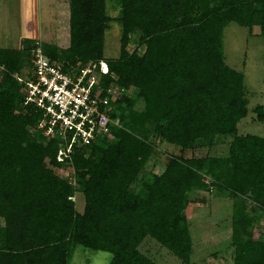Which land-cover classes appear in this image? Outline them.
Returning a JSON list of instances; mask_svg holds the SVG:
<instances>
[{
  "label": "trees",
  "instance_id": "obj_1",
  "mask_svg": "<svg viewBox=\"0 0 264 264\" xmlns=\"http://www.w3.org/2000/svg\"><path fill=\"white\" fill-rule=\"evenodd\" d=\"M66 18L58 43L0 48V264H70L76 247L108 252L107 264H158L139 248L146 237L189 263L185 208L207 188L232 199L233 264H264V234L252 236L264 213V136L238 134L249 100L223 51L231 22L264 37V0H67ZM110 21L120 26L116 57L104 54ZM36 47L65 71L107 64L97 84L117 94L88 144L39 127L44 109L20 79ZM251 111L264 120L263 105ZM220 136L231 137L225 156L170 154L160 172L145 171L158 143L183 152Z\"/></svg>",
  "mask_w": 264,
  "mask_h": 264
},
{
  "label": "rangeland",
  "instance_id": "obj_2",
  "mask_svg": "<svg viewBox=\"0 0 264 264\" xmlns=\"http://www.w3.org/2000/svg\"><path fill=\"white\" fill-rule=\"evenodd\" d=\"M4 10V16L0 15L3 19V21H0V27L2 31L4 30L5 36H8V42L6 43L10 47L20 45V36L24 32L23 27H27L28 22H36L33 19L39 20L40 23V26H37L36 29L41 27L43 30L45 29V36L34 37L41 42L58 43L57 40L61 38L56 36L57 27L65 25L66 32L68 29L66 21L67 0H32V2L29 0H5ZM64 10H66V14H64ZM119 46L120 26L116 22L110 21L105 31V56H118ZM134 47V42H132L128 49L132 50ZM223 51L226 63L230 67L243 72L249 100L247 105L248 114L237 125L238 134L252 133L264 136V120L257 121L256 113L251 111L257 104L264 107V37L258 35L250 37L246 27L231 22L223 32ZM32 68L31 63L29 68H26L20 75V79L26 81L30 78ZM1 77L2 73L0 72ZM128 92H130V89ZM230 141V136H220L217 137L215 144L211 147L194 150L186 149L183 152L169 143H158L156 154L147 163L145 171L152 169L155 173L160 172L170 154L185 157L192 155L225 156L228 153ZM58 159L60 160V158ZM54 170L59 175L64 174L62 169L55 168ZM75 198L77 204L80 205V200L76 196ZM231 204L232 199L229 196L221 195L218 192L216 194V190L213 188L199 189L192 192L185 208L193 237V252L189 263L181 262L173 253L151 237H146L139 248L158 264H233V247L230 237ZM256 216L259 224L258 227L253 228L252 236L256 239H262L264 213L258 210ZM109 257V253L105 251H92L76 247L70 264H107Z\"/></svg>",
  "mask_w": 264,
  "mask_h": 264
},
{
  "label": "built area",
  "instance_id": "obj_3",
  "mask_svg": "<svg viewBox=\"0 0 264 264\" xmlns=\"http://www.w3.org/2000/svg\"><path fill=\"white\" fill-rule=\"evenodd\" d=\"M31 63L33 71L24 81L26 98L44 109L39 127L44 129L45 135L58 132L65 138V133L72 130L88 144L95 131L105 130L103 109L108 105L110 95L117 94L116 87L111 86L101 96L103 88L98 86L97 78L107 69L105 61L88 63L80 68L74 66L65 71L62 62L51 59L36 47L32 51ZM63 153L61 149L60 160Z\"/></svg>",
  "mask_w": 264,
  "mask_h": 264
},
{
  "label": "crops",
  "instance_id": "obj_4",
  "mask_svg": "<svg viewBox=\"0 0 264 264\" xmlns=\"http://www.w3.org/2000/svg\"><path fill=\"white\" fill-rule=\"evenodd\" d=\"M4 1L5 0H0V15L2 14L3 16H4V13H5V10L3 11ZM29 1L32 2V0H29ZM25 10H27V9H25ZM38 19H39V17H38ZM33 20L36 21L37 23L36 22H32V23L28 22V24H29L28 26L29 27L27 26V24H26L27 27H25V26L23 27L24 32L20 36L21 40L24 39V38H29V39L32 38V39L38 40V39H36L34 37H37L39 35H44L45 36V34H44L45 33V29L43 30L42 27L40 29H36L37 26H40V23L38 22L39 20H37V19H33ZM0 21H3L1 16H0ZM19 24H21V22H19ZM27 32H29V33H27ZM7 40H8V36H5L4 30L2 31V28L0 27V48H13V49H16V48H18L20 46L19 45V46H16V47H10L6 43V42H8ZM38 41H40V40H38ZM20 43H21V41H20Z\"/></svg>",
  "mask_w": 264,
  "mask_h": 264
}]
</instances>
